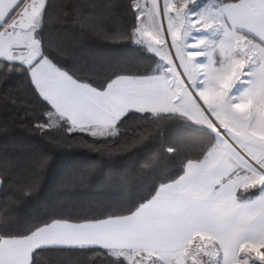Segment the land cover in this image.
I'll return each instance as SVG.
<instances>
[{"label":"snow or ice","instance_id":"6c2138e0","mask_svg":"<svg viewBox=\"0 0 264 264\" xmlns=\"http://www.w3.org/2000/svg\"><path fill=\"white\" fill-rule=\"evenodd\" d=\"M0 264H264V0H0Z\"/></svg>","mask_w":264,"mask_h":264}]
</instances>
